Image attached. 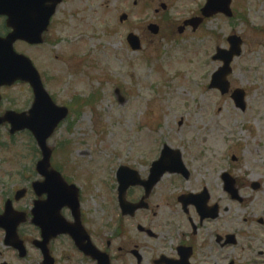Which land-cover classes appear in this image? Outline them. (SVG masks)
<instances>
[{
  "label": "rangeland",
  "instance_id": "obj_1",
  "mask_svg": "<svg viewBox=\"0 0 264 264\" xmlns=\"http://www.w3.org/2000/svg\"><path fill=\"white\" fill-rule=\"evenodd\" d=\"M205 1L64 0L44 44L15 43L33 59L56 103L71 105L72 114L48 140L51 165L80 186L87 211L103 212L107 197V208L113 207L116 161L140 159L144 149L163 142L195 144L205 150L204 163L232 164L235 177L251 172L263 156L264 0H233L232 18L217 14L198 30L179 33L178 26ZM123 13L129 18L120 22ZM150 23L159 24L158 35L148 30ZM129 33L140 38V50L130 47ZM230 34L243 39L229 80L231 89L246 91L244 111L231 92L208 87L221 65L212 55L216 47H228ZM1 93L3 112L26 111L33 100L24 82ZM9 128L0 127V212L22 187L27 195L14 205L29 211L32 183L42 179L35 169L40 150L30 132L12 136ZM205 167L206 173L213 168ZM21 234L33 237L34 227L25 226ZM3 239L0 229V252Z\"/></svg>",
  "mask_w": 264,
  "mask_h": 264
},
{
  "label": "flooded vegetation",
  "instance_id": "obj_2",
  "mask_svg": "<svg viewBox=\"0 0 264 264\" xmlns=\"http://www.w3.org/2000/svg\"><path fill=\"white\" fill-rule=\"evenodd\" d=\"M166 146L180 153L182 165L153 168ZM141 156L129 161L137 175L130 172L124 194L116 171L111 209L91 212L80 202L79 211H61L68 223L48 242L51 264H264L261 171L253 166L250 178L235 177L232 164L204 163L205 150L195 144H163ZM205 166L213 168L206 173ZM24 225L18 231L25 249L3 241L0 264H45L40 230L33 225L36 235L29 239L21 234Z\"/></svg>",
  "mask_w": 264,
  "mask_h": 264
},
{
  "label": "water",
  "instance_id": "obj_3",
  "mask_svg": "<svg viewBox=\"0 0 264 264\" xmlns=\"http://www.w3.org/2000/svg\"><path fill=\"white\" fill-rule=\"evenodd\" d=\"M61 0H0V14L8 16V27L13 30L6 38H0V86L11 85L17 80L29 82L34 91V102L28 112L16 113L9 111L5 116L0 117V124L10 122L11 132L17 130L30 129L36 137L42 150V159L37 164L38 172L45 177L44 181L35 182L34 189L38 196L46 194L45 200H37L32 211L33 222L43 230L45 238H50L49 231L56 226L60 218L61 209L66 206H73L77 202V188L75 185H68L61 174L54 169H50L52 150L47 144L48 138L54 133L56 127L68 115L66 107L57 106L49 94L44 89L40 75L33 66L32 61L25 55L18 54L14 50V42L17 39L26 40L29 43H42L43 32L47 29L49 20L55 12L57 4ZM231 0H207L202 9L204 16H212L218 12L230 15ZM165 8V6H163ZM202 22L200 18L186 21L185 24H193L194 28ZM149 29L157 34L159 26L149 25ZM184 27L180 28L182 32ZM129 41L134 48L140 47L139 39L129 36ZM231 50H221L215 59L224 61L214 75L211 88H219L222 93L228 91L229 82L227 76L231 72L230 64L235 55L241 53V39L233 36L230 38ZM234 98L238 101V106L244 108V93L236 91ZM25 194L21 190L17 194V199ZM11 201L7 203L5 213L0 219V224L7 230L9 241L17 240V227L23 222V214H16L11 207Z\"/></svg>",
  "mask_w": 264,
  "mask_h": 264
}]
</instances>
